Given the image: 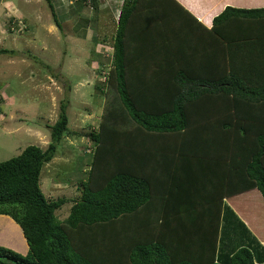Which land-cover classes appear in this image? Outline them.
<instances>
[{
    "label": "trees",
    "instance_id": "1",
    "mask_svg": "<svg viewBox=\"0 0 264 264\" xmlns=\"http://www.w3.org/2000/svg\"><path fill=\"white\" fill-rule=\"evenodd\" d=\"M174 17L182 32L195 16L178 0H124L79 197L53 199L41 187L45 163L70 131L66 102L46 148L30 144L0 161V214L29 245L26 254L0 245V264H264V246L258 257L245 244L225 262L218 255L223 199L252 189L264 198V6H227L214 18L213 35L199 43L217 41L205 47L220 51L216 71H192L206 54H183L200 35H157ZM246 26L244 35L227 33Z\"/></svg>",
    "mask_w": 264,
    "mask_h": 264
},
{
    "label": "rangeland",
    "instance_id": "2",
    "mask_svg": "<svg viewBox=\"0 0 264 264\" xmlns=\"http://www.w3.org/2000/svg\"><path fill=\"white\" fill-rule=\"evenodd\" d=\"M97 2L94 7L84 0H0V47L15 50L0 53V93L5 97L0 114V161L19 155L30 144L46 148L61 105L68 103L70 131L41 173L42 190L53 199L81 195L80 183L88 176L95 145L90 135L99 130L108 100L106 80L122 0ZM9 3L24 9L27 19L11 16ZM101 5L113 12H102ZM12 17L17 26H12ZM257 191L242 194L239 203L260 209L257 198L261 192ZM72 204L68 201L57 211L60 219L69 215ZM240 212L257 226L252 222L256 218L253 209L249 215ZM256 243L249 245L253 252ZM243 244L247 243L239 239L233 246Z\"/></svg>",
    "mask_w": 264,
    "mask_h": 264
},
{
    "label": "crops",
    "instance_id": "3",
    "mask_svg": "<svg viewBox=\"0 0 264 264\" xmlns=\"http://www.w3.org/2000/svg\"><path fill=\"white\" fill-rule=\"evenodd\" d=\"M190 13H192L195 17H186L185 23H183V31L180 32L179 30L176 31L175 25H179L181 18H171L167 19L166 22L162 24L163 26V32L157 34V35H200L199 37H189L188 42H191L187 45H185L184 50L186 51L183 54L191 55V57L196 56L197 58H200L202 55H210V59H207V56L205 55L203 58H200L197 62H192L193 67H191L192 71H206L211 66L214 67V71H216V66L219 63V60L215 59L213 57H216L220 54V51L216 53V51H211L209 53H205V47H216L218 46L216 40L201 42L199 43V40H201L203 35H213L208 29L213 26L214 18L219 15L227 6H234V7H241V8H254V7H262L264 6V0H178ZM124 0H122V6H123ZM9 9L11 16L16 17H23L26 18V11L18 6H15L13 3H9ZM103 8L100 9L102 12L105 13H112L113 10H110L109 7H103L104 5H101ZM121 6V8H122ZM121 12V10H120ZM120 14V13H119ZM180 14V13H178ZM30 17V16H28ZM37 17H40V15H37ZM36 17V19H37ZM119 18V17H118ZM27 19V18H26ZM40 19V18H39ZM118 22V21H117ZM204 25V26H203ZM241 27L233 29V33H229L230 35H237L249 32V27H244L240 30ZM239 29L238 33H235L236 30ZM160 30V31H161ZM165 30V31H164ZM244 30V31H243ZM229 31V30H228ZM156 35V33H155ZM216 35V34H214ZM205 38V37H204ZM202 38V39H204ZM205 45V46H204ZM183 50V51H184ZM196 58V59H197ZM208 66V67H207ZM257 191V189L248 190L239 194L232 195L230 197H225L223 199V208H222V221H221V232L219 235V242H218V255L219 259L222 262L227 261V257L231 255V251L236 249L237 247L233 246L234 244L239 242V239L244 240L245 245L249 247V245H252V243H256V237L257 242L260 245L258 248V244L256 243L255 247L257 249L255 250V255L257 257L259 256L260 251H262V246H264V198L262 193H260V201L258 204L261 206L260 209H255L249 204H242L239 203V198L242 197V194L246 193H253ZM253 209V212L256 216L255 219H252V222L256 224L257 226H252L250 221L245 220V218L242 216L240 211H245L246 215H249L250 211ZM242 224L248 225L247 229H243L241 226ZM239 227H241V232ZM252 231H251V230ZM245 233V238H240V234ZM0 245L15 248V250L19 249L23 251L25 254L28 252L29 245L27 242V239L24 235L22 227L9 215L7 214H0ZM20 247V248H19ZM250 248V247H249ZM251 249V248H250ZM264 257V253L262 255Z\"/></svg>",
    "mask_w": 264,
    "mask_h": 264
},
{
    "label": "built area",
    "instance_id": "4",
    "mask_svg": "<svg viewBox=\"0 0 264 264\" xmlns=\"http://www.w3.org/2000/svg\"><path fill=\"white\" fill-rule=\"evenodd\" d=\"M84 1H86V2H89L90 4H91V2H92V0H84ZM13 26V25H12ZM12 26H11V28H12ZM0 97H1V95H0ZM1 103V102H0Z\"/></svg>",
    "mask_w": 264,
    "mask_h": 264
}]
</instances>
